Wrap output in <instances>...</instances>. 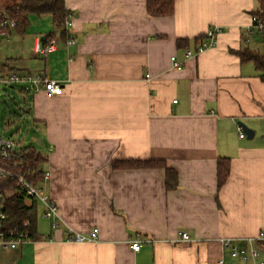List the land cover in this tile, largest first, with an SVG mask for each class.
Masks as SVG:
<instances>
[{"label":"crops","instance_id":"1","mask_svg":"<svg viewBox=\"0 0 264 264\" xmlns=\"http://www.w3.org/2000/svg\"><path fill=\"white\" fill-rule=\"evenodd\" d=\"M18 1L0 0V11ZM65 7L73 22L65 38L49 14L30 16L24 34L3 36L13 43L0 53L4 72L44 73L63 87L57 96L20 90L46 142L43 151L22 147L48 164L47 180L38 181L58 206V227L37 225L39 238L7 251L3 264H245L223 240L264 231V81L239 56L264 55V34L253 27L260 1L178 0L167 17H151L147 0ZM214 26L222 28L217 45L185 61ZM46 40L57 49L36 54ZM243 125L252 139L240 138ZM148 160L174 170L177 186L167 188L164 168H115ZM220 160L230 169L221 186ZM94 229L95 242L67 240V232Z\"/></svg>","mask_w":264,"mask_h":264},{"label":"built area","instance_id":"2","mask_svg":"<svg viewBox=\"0 0 264 264\" xmlns=\"http://www.w3.org/2000/svg\"><path fill=\"white\" fill-rule=\"evenodd\" d=\"M72 23V15H68L65 29L71 27ZM15 24V22H11V26ZM253 27L258 32L264 34V22L257 17H253ZM221 33V27H210L194 48H189L185 51V61L198 57L206 50L214 48L218 43V37ZM74 44V39L69 40L68 45ZM56 49L57 43L52 41L45 46L38 45L35 48V53L45 55ZM171 63L172 67L178 71L184 68V62L179 61L177 56L171 57ZM147 78H150V75H147ZM7 84H19L33 91L44 89L50 95L56 96L63 93V87L56 81L49 80L44 73H11L4 75L0 72V87ZM239 131L240 138H245L246 134L241 126H239ZM27 155L28 151L26 148H23L12 140L5 139L0 134V251L13 250L34 240L32 238V231L29 229L30 223L27 221L23 222L19 227H8V215L5 211V204L17 192L23 194L27 205L43 206V218L50 223L51 229L58 227V223L56 222L59 218L58 206L51 196L45 192L41 182L35 179L37 173L33 171L31 165L25 162ZM47 177L48 173L45 174L44 179L47 180ZM6 181L8 182L7 185L4 184ZM97 239L98 230L96 229L92 230L88 235L67 232V240L69 242L88 243L95 242ZM181 239L182 241L190 240L186 232L181 233ZM262 243H264V231H261L255 237L241 239L240 241L231 238L223 240L224 248L230 250L233 258H239L243 263L250 261V264H264ZM132 249L139 251L141 249V242L134 241Z\"/></svg>","mask_w":264,"mask_h":264},{"label":"trees","instance_id":"3","mask_svg":"<svg viewBox=\"0 0 264 264\" xmlns=\"http://www.w3.org/2000/svg\"><path fill=\"white\" fill-rule=\"evenodd\" d=\"M178 0H147V11L151 17H167L171 16L175 12V6ZM260 1V10L254 14L259 20L264 22V0ZM52 16L56 27L61 29V36L66 37L67 31L64 29L65 21L67 19L68 11L65 7V0H19L16 4L8 6L4 12L0 11V37L10 36L12 33L24 34L29 28V18L32 15H45ZM11 22H15L14 26H11ZM53 40V39H52ZM52 40H46V44L52 42ZM200 41L196 40L195 45ZM183 42V41H182ZM181 41L179 43H182ZM186 41H184L185 43ZM183 43V44H184ZM239 56L242 62L253 61L259 71H261L260 78L264 81V55L259 53L243 50L239 52ZM6 67L0 65V72L4 73ZM28 155L25 158V162L31 165L33 171L37 173L36 180H43L44 171L41 169V165L44 164V157L39 154L33 147L26 148ZM122 164V165H121ZM124 166L125 168H151L158 169L164 168L166 171V186L168 189H173L177 186V173L168 168L164 162L148 160V161H128L124 163H115V168ZM229 164L219 161L218 166V180L219 186L223 185L229 175ZM5 185L8 184L6 181ZM5 211L8 215V227L14 228L22 225L27 221L30 223L29 229L32 231V238L37 240L39 238L37 234L38 225V210L34 205H27L22 193L17 192L12 198H9L5 204Z\"/></svg>","mask_w":264,"mask_h":264},{"label":"rangeland","instance_id":"4","mask_svg":"<svg viewBox=\"0 0 264 264\" xmlns=\"http://www.w3.org/2000/svg\"><path fill=\"white\" fill-rule=\"evenodd\" d=\"M34 17L36 16L32 15V18ZM41 27L42 24L40 22H36L33 24L31 29L32 31L39 32ZM4 37L0 38V53H3L4 50H6L7 45L11 46L13 44L8 43ZM9 55L13 56L12 53ZM3 74L8 75L11 73L4 72ZM0 88V134L3 135L5 139L12 140L23 147L33 146L35 149L43 151L46 147V142L42 145L39 144V140L43 138V136L41 133H37V130L31 126L28 116L23 111L27 99H30V97H27L20 91L23 87L19 84L1 85ZM41 167L42 169L47 170L48 164L44 163ZM43 209V206H38V229L39 231L47 232V230L50 229V225L42 216ZM7 251L12 250L0 251V264H3L4 254ZM238 260L239 259H236V262H238ZM249 262L250 261H247L245 264H248Z\"/></svg>","mask_w":264,"mask_h":264},{"label":"water","instance_id":"5","mask_svg":"<svg viewBox=\"0 0 264 264\" xmlns=\"http://www.w3.org/2000/svg\"><path fill=\"white\" fill-rule=\"evenodd\" d=\"M243 131L247 135L248 139H252L253 138V136H254V131L253 130H251L247 126L243 125Z\"/></svg>","mask_w":264,"mask_h":264}]
</instances>
